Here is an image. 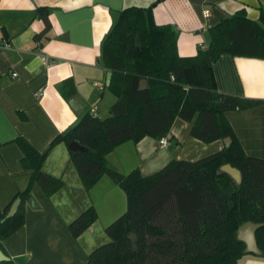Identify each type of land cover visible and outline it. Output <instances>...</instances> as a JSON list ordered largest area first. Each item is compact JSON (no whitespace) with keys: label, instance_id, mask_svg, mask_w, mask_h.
Listing matches in <instances>:
<instances>
[{"label":"trees","instance_id":"obj_1","mask_svg":"<svg viewBox=\"0 0 264 264\" xmlns=\"http://www.w3.org/2000/svg\"><path fill=\"white\" fill-rule=\"evenodd\" d=\"M36 17L45 23L35 36L38 40L50 28L48 9L38 8ZM207 35L206 47L195 56L180 57L174 30L155 24L150 8L119 12L100 45L102 64L111 73L108 89L116 98L110 116L99 120L86 114L44 153L22 138L14 140L23 153L29 184L0 210L4 254L2 242L25 223L31 186L38 184L51 197L64 185L41 170L48 153L59 143L68 148L76 142L86 151H68L84 190L89 192L107 176L123 191L127 205L106 228L108 242L93 250L86 264H238L245 246L236 233L247 222L263 225L255 238L264 258V159L244 153L225 116L256 109L264 101L218 92L213 73V64L223 55L264 60V11L253 21L240 10L208 29ZM72 94L74 85L65 80L62 95ZM176 119L193 122L190 136L204 144L230 138L231 145L194 162L172 160L149 176L139 169L126 175L109 169L106 157L116 147L167 138ZM224 165L240 172V183L221 171ZM17 199L16 214L2 222ZM96 220L90 206L68 230L78 238ZM1 264L16 263L9 258Z\"/></svg>","mask_w":264,"mask_h":264},{"label":"crops","instance_id":"obj_2","mask_svg":"<svg viewBox=\"0 0 264 264\" xmlns=\"http://www.w3.org/2000/svg\"><path fill=\"white\" fill-rule=\"evenodd\" d=\"M41 7L48 9L50 28L36 40L45 29L36 17ZM129 7L150 8L155 24L174 30L178 55L192 57L221 20L244 10L258 21L264 0H0V210L29 184L16 138L44 153L86 114L95 111L99 120L110 116L116 98L107 86L110 72L100 45L119 12ZM42 56L56 64L48 66ZM213 73L218 92L264 101V60L223 55ZM65 80L74 85L67 98ZM225 116L244 153L264 159V104ZM192 125L176 119L165 147L151 138L126 142L107 155V166L122 175L139 169L149 176L172 160L194 162L224 148V139L204 144L192 138ZM41 170L64 185L51 197L38 184L31 186L33 205L25 204V223L2 242L3 250L16 264H86L87 256L108 242L106 228L126 211L125 194L107 176L86 192L64 143L48 153ZM90 206L97 220L74 238L68 224ZM238 264H264V258L245 254Z\"/></svg>","mask_w":264,"mask_h":264},{"label":"water","instance_id":"obj_3","mask_svg":"<svg viewBox=\"0 0 264 264\" xmlns=\"http://www.w3.org/2000/svg\"><path fill=\"white\" fill-rule=\"evenodd\" d=\"M111 80V73H108L107 76V86H109ZM224 147H229L231 145V139L226 138L223 140ZM68 150L72 152H85L86 149L81 147L78 143L76 142H71L68 145ZM221 171L228 174L232 179H234L235 182L240 183L241 182V174L240 172L232 168L230 165H224L221 167ZM28 203L30 205H33V199L30 198L28 200ZM20 200H16L10 207L8 213L5 216V219L2 221H6L11 219L17 212V209L19 207ZM263 225L262 224H254L251 222H247L243 225H241L236 233L237 240L242 242L245 246L244 253L245 254H254L257 256H260L261 252L257 247L256 243V238H255V233L256 231L261 228ZM9 260V257H7L1 250H0V264L2 262H6Z\"/></svg>","mask_w":264,"mask_h":264},{"label":"built area","instance_id":"obj_4","mask_svg":"<svg viewBox=\"0 0 264 264\" xmlns=\"http://www.w3.org/2000/svg\"><path fill=\"white\" fill-rule=\"evenodd\" d=\"M204 15H205V16H208V12H205ZM3 46H4L5 48H8V43H5ZM41 61H42L43 63L47 64L48 66H53V65L56 64V61H55V60H53V59H48V58L45 57V56H42V57H41ZM97 86H99V85H97ZM40 95H41V94H36V95H35V98H38ZM90 115H91L93 118H97V115H96L95 111H92ZM167 144H168V140H167V138H162V139L159 140V145H160V147H165Z\"/></svg>","mask_w":264,"mask_h":264}]
</instances>
